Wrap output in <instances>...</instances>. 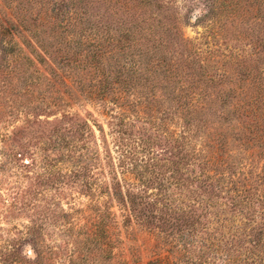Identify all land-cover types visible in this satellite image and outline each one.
I'll list each match as a JSON object with an SVG mask.
<instances>
[{"label":"rangeland","instance_id":"rangeland-1","mask_svg":"<svg viewBox=\"0 0 264 264\" xmlns=\"http://www.w3.org/2000/svg\"><path fill=\"white\" fill-rule=\"evenodd\" d=\"M106 15L151 24L129 51L142 31L200 63L211 92L253 95L230 166L203 163V116L116 81L126 54L93 36ZM263 207L264 0H0V264H264Z\"/></svg>","mask_w":264,"mask_h":264},{"label":"trees","instance_id":"trees-1","mask_svg":"<svg viewBox=\"0 0 264 264\" xmlns=\"http://www.w3.org/2000/svg\"><path fill=\"white\" fill-rule=\"evenodd\" d=\"M106 16L108 17V15ZM107 17L104 16L99 18L100 20L98 24L93 26L94 30L97 28V31L93 36H96V44H99L100 46L105 44V46L117 49L126 54L124 59H127L128 64L127 66L125 64L118 65V68L116 69V72L118 73L116 81L132 83V86H141L144 90H138V94H142L141 97L144 98L149 105L154 106L156 103H166L170 105V107L166 108L173 109L178 118H185L182 110H185L186 107L189 108V111L187 112V115L190 117L189 120L198 114L203 116L201 121L205 122V127H210L212 129V132L205 136L204 146L207 148L212 147L215 150L214 153L209 154L207 150L206 159L203 163L205 165H221L222 167H225V165L230 166L231 162L228 163L225 156H231V153L228 152L226 154L224 149L225 146L227 147L230 144V142L239 140L237 137V131L241 128L239 124L235 125L231 123L232 115L237 109H240L245 104L249 105L250 101L253 99V95H250V98H240L236 95L235 87H229V90L218 89L215 92H211V85L214 83L209 85L207 81L213 79L210 77L204 79V71L200 63L197 64L198 69H196L195 62L190 61L189 58L181 61L182 57H185L184 53L181 51L176 52L178 60L176 59L172 61V58L166 60L165 57H163L164 53L160 52L158 47L150 50L149 47L145 45V41L150 40V34L146 35V33L142 31L139 32L138 35L139 38H142L143 40L134 46L133 51H129L131 44L128 43V41L131 40L134 42V31L137 32V28L142 30L143 26L151 24L148 23V21H142L129 26L125 21L124 23L123 21L114 22L110 20V17ZM83 34L85 35V33ZM173 35H179V37L182 36L177 25L174 27ZM172 38L174 41L179 39L177 37ZM181 39L182 41L180 40L176 42L185 47L186 45L183 43L185 39L182 37ZM164 42V40H161L158 45L161 46ZM93 56L97 58L99 63L101 61L98 57L101 59L103 58V55L99 54L98 50L95 51ZM108 59L113 61L110 57H108ZM185 68L187 69L186 76L188 79L182 80L180 74H182ZM176 69L177 71H174ZM105 77L108 78L110 75H106ZM253 89V86H243L240 88V91H249ZM189 90L194 91L188 96V93H190ZM195 94L200 95L199 99L189 101L195 96ZM187 97H190V99L188 100ZM152 111L155 112V109ZM204 111L209 112L210 116L207 117L208 113L204 115ZM184 120V123L189 126L188 120ZM184 134L185 132L180 135V139H185ZM228 134H231L232 137H228ZM179 141V138H176L174 142L178 144ZM180 146H182V144H180ZM219 178L220 179L216 182H219L220 185H222L223 179L221 176H219ZM245 193H248L247 189L235 192V194H233L234 196H232V200H234L235 197H243ZM259 200H262V198H259ZM262 209H264V207ZM262 228L263 227H259L258 229ZM28 229L30 230L31 227ZM27 236H29V234ZM256 238V244L262 243V241L264 242V228L258 232ZM11 248L14 249L15 247L11 244ZM17 253L18 252L15 250H11L8 254H13V260V258H18Z\"/></svg>","mask_w":264,"mask_h":264}]
</instances>
